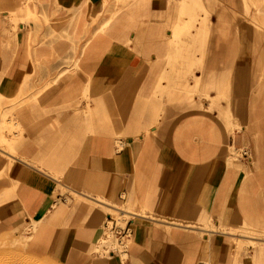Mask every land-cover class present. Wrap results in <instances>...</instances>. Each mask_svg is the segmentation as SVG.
Listing matches in <instances>:
<instances>
[{
	"label": "crops",
	"instance_id": "obj_1",
	"mask_svg": "<svg viewBox=\"0 0 264 264\" xmlns=\"http://www.w3.org/2000/svg\"><path fill=\"white\" fill-rule=\"evenodd\" d=\"M112 1L0 0V231L39 222L65 262L122 201L154 217L132 223L126 262L98 264H264V239L233 232L260 219L255 171L226 156L264 127L248 98L251 34L187 33L167 0L127 1L110 22ZM200 221L211 237L181 225Z\"/></svg>",
	"mask_w": 264,
	"mask_h": 264
},
{
	"label": "rangeland",
	"instance_id": "obj_2",
	"mask_svg": "<svg viewBox=\"0 0 264 264\" xmlns=\"http://www.w3.org/2000/svg\"><path fill=\"white\" fill-rule=\"evenodd\" d=\"M127 1L131 0H113L112 3L109 4V7H112V15H110L108 21L112 22L114 19L117 20L121 18L123 14L127 15L126 13L129 10L127 9L129 3ZM167 1H172L178 9H180L179 21L182 23L187 22V33L198 34L200 31H205L202 32V35L204 39H206L205 34H207V32L205 29H209L210 26L208 22L216 23L218 21H223L232 23L235 30H239V33L241 32L245 39L249 38V34H251L254 43L253 56L249 64L250 94L248 98L257 101L258 119H261V116L264 118V0ZM130 16L132 17L131 13ZM31 20L30 17L28 20H23V22ZM33 20L37 23L41 22L38 18H33ZM11 21L18 23L20 20L11 17ZM45 22L47 23L48 20L45 19ZM181 35L182 32L178 29L174 37L176 44H178ZM192 39H194V37ZM192 39L191 41L193 42ZM196 40L197 39L195 38V43L197 42ZM203 47L202 43L199 42L195 48H189L193 50V53H204L205 48ZM193 97L196 98L199 103H202L203 97L205 96H201L200 93H194ZM206 98L210 99V97ZM210 103L214 104V101L210 100ZM255 129L256 131L253 132L255 135L251 138L252 140L250 142L247 141L245 144H242L237 148H226V156L229 165H237L240 168L245 169H248L251 166L253 171H255L252 177L256 179L259 188L256 194L258 216L260 217L259 221L254 226L244 225L243 228L233 232L247 237L264 239V127L257 126ZM232 131L233 128L231 129V133ZM0 147L8 150L7 142H0ZM247 151L251 153V156L249 155L250 158L244 156V153ZM249 162H251V164H249ZM62 192L64 193L65 191L63 190ZM70 193L77 202L80 201L81 198L77 194H74V192ZM67 202L68 204L71 203L69 200ZM111 206L114 207L112 211L107 210L113 218V224H109L110 228L114 225L124 226L128 221H135L139 216L154 217L146 211L134 209L129 204H124L122 201H119L116 204H111ZM113 211L120 214L121 220H118L120 218L119 215ZM34 225H36V223H33L32 225L24 224L14 231H0V253H8L12 256L19 255L28 264H98L100 262L108 261L110 259L109 252L113 251L117 255H120L123 262H126L127 252L131 249L133 242V239H131L123 245H120L112 235V238L115 240L114 244L105 245V243L103 244L102 242L108 241L109 243V235H111V233L106 232L105 234V231H103L101 239L91 250L88 252H78L67 261L59 262L48 253L47 243L40 237L38 234L39 231L34 229ZM181 225L201 229L202 234H200V236H203V233H208L210 235L209 237H211L213 234V230L207 221H200L199 224L182 223ZM249 245H252L255 248L258 246V244L252 242L249 243ZM247 246L248 245L240 246V248L243 250ZM93 256L97 257V260H95ZM1 262L2 261H0V263ZM1 264L4 263L2 262ZM209 264L211 263L209 262Z\"/></svg>",
	"mask_w": 264,
	"mask_h": 264
},
{
	"label": "built area",
	"instance_id": "obj_3",
	"mask_svg": "<svg viewBox=\"0 0 264 264\" xmlns=\"http://www.w3.org/2000/svg\"><path fill=\"white\" fill-rule=\"evenodd\" d=\"M244 156L249 157L248 151L244 153ZM122 199H124V197L122 196ZM68 200H63V202H67ZM113 223V218L111 215H109V219L106 221L105 225H104V230L105 234L106 232H110L111 235H113L116 240L118 241V243L120 245H123L124 243L130 241L133 238L134 235V231L132 228V223L134 222L133 220L128 221L124 226H112L110 228L109 224ZM95 254H97L96 252H94ZM110 255H114L116 254L115 252L111 251L109 252ZM199 264H209V262H200Z\"/></svg>",
	"mask_w": 264,
	"mask_h": 264
},
{
	"label": "bare ground",
	"instance_id": "obj_4",
	"mask_svg": "<svg viewBox=\"0 0 264 264\" xmlns=\"http://www.w3.org/2000/svg\"><path fill=\"white\" fill-rule=\"evenodd\" d=\"M223 22V21H222ZM218 23H221V22H219L218 21ZM248 154H249V152H248ZM120 211H123V210H120ZM113 212H115V211H113ZM115 213H117V212H115ZM117 215H119V217H120V214L119 213H117ZM118 220H121V217L118 219ZM112 223V222H111ZM113 224V223H112ZM39 228H40V223L39 222H36V225H34V229L36 230V231H39ZM109 243H108V241H106V242H102L103 244L105 243V245H112V244H114V242H115V240L112 238V235H109ZM108 240V239H107ZM103 247V246H102ZM124 256H126V255H124ZM0 261H2L4 264H28L26 261H24L22 258H21V256H19V255H10V254H8V253H5V254H3L2 252L0 253ZM1 262V263H2ZM0 263V264H1Z\"/></svg>",
	"mask_w": 264,
	"mask_h": 264
}]
</instances>
